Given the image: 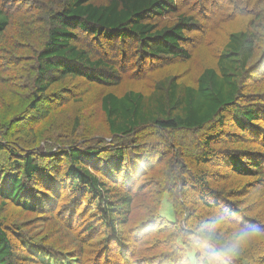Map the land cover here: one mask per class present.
<instances>
[{
  "label": "trees",
  "instance_id": "16d2710c",
  "mask_svg": "<svg viewBox=\"0 0 264 264\" xmlns=\"http://www.w3.org/2000/svg\"><path fill=\"white\" fill-rule=\"evenodd\" d=\"M36 21L31 100L0 119V264H181L175 237L216 208L264 233V0H0L4 86L22 44L8 31ZM191 48L212 61L194 68ZM95 104L107 135L81 129ZM53 111L64 142L37 153ZM152 159L172 166L146 194ZM235 264H264V235Z\"/></svg>",
  "mask_w": 264,
  "mask_h": 264
},
{
  "label": "rangeland",
  "instance_id": "374dc122",
  "mask_svg": "<svg viewBox=\"0 0 264 264\" xmlns=\"http://www.w3.org/2000/svg\"><path fill=\"white\" fill-rule=\"evenodd\" d=\"M191 2V0H190ZM35 3V2H34ZM33 13L38 12L36 9V6H33ZM226 11L223 9V13ZM29 24H34L33 25V31L31 33H25L23 35L17 34L18 30L15 29L13 26L9 29L8 31V36L11 35L13 38L16 40H19L22 44L19 45L18 47H15L12 50L14 51L15 55L19 57V63H18V70H17V75L19 77L16 78L15 82L14 80L11 82L13 87L9 88L7 85L4 86L3 84L0 83V119L3 122H7L9 118L14 115L18 111H22L24 107L28 104V102L31 100L29 96V91L31 90V84L30 81L31 78L34 75V50L37 49L40 39L43 36V30L44 27L39 24L37 21L35 22H30ZM227 26H231L227 25ZM225 26V28L227 27ZM222 31V30H221ZM11 39L8 37V40ZM7 42V41H6ZM12 42V41H11ZM16 43L15 41L11 43L14 45ZM7 45L9 44L6 43ZM213 51L211 48L210 50H204L202 48L196 50L191 48L190 53L191 55H198V58L201 59L195 61L194 65H192L196 69H200V67L205 64L206 62H211L212 58L206 55H213ZM206 57L208 58V61H206ZM193 61V58L191 62ZM181 64L177 65L175 68L178 71H181V66H188L190 63L183 62V61H178ZM151 63V62H150ZM150 63L148 65H150ZM170 67V66H168ZM180 67V68H179ZM193 69V68H192ZM15 71V70H13ZM13 71H9L6 73L7 76H11ZM5 77V76H4ZM190 80V78L188 79ZM139 84L140 82H136ZM137 88V85H134ZM56 90V89H55ZM53 91V97H59L56 93V91ZM125 88L122 86L121 88L117 89L118 94H121L124 92ZM69 106V105H68ZM68 106L63 105L57 109V111H66L68 109ZM55 111V110H54ZM54 111L51 112L49 115H47L45 118H42L38 123H35L33 126L36 138L38 140V145H37V153H45L47 152L46 144L47 142L50 141L52 143H60L64 142L60 140L61 138V130L62 129H57V124L63 122L64 120L68 119V115L61 117V120L56 123L54 119ZM81 129L86 128L87 129V134L96 136V135H107V131L105 129L104 123H103V114L100 111L99 104H95L92 107H88L82 110L81 115ZM80 129V130H81ZM44 135H47L45 137ZM58 137V138H57ZM49 138V139H47ZM170 159V158H169ZM169 159H166L165 161L162 162H154V159L151 160L152 163L157 164L158 166L147 170L146 178L147 183H145V186H149L147 189V193H154L156 187L161 185H165L166 179L169 178V165L172 166V163H169ZM93 163H98V162H93ZM159 163V164H158ZM140 183L142 182L141 180L139 181ZM148 202L150 203L151 201L147 197V199H144L142 197L136 198L135 202L137 203H143V202ZM167 198H165L162 202V206L159 207V213L163 216H165L169 220H173V210L171 205L167 202ZM136 208L140 209V206L138 205ZM139 209H136L132 213V223L134 222L137 224L138 222H141V220L144 218V215L139 212ZM147 214V213H146ZM30 218V214H23L20 216V220L23 222L25 220H28Z\"/></svg>",
  "mask_w": 264,
  "mask_h": 264
},
{
  "label": "clouds",
  "instance_id": "9594fccd",
  "mask_svg": "<svg viewBox=\"0 0 264 264\" xmlns=\"http://www.w3.org/2000/svg\"><path fill=\"white\" fill-rule=\"evenodd\" d=\"M188 227L187 235L175 237L183 250L181 264H235L252 242L264 235L250 225L237 224L223 208Z\"/></svg>",
  "mask_w": 264,
  "mask_h": 264
}]
</instances>
